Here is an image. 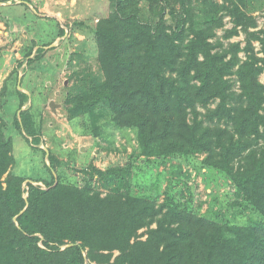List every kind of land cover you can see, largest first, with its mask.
Segmentation results:
<instances>
[{
    "label": "trees",
    "instance_id": "16d2710c",
    "mask_svg": "<svg viewBox=\"0 0 264 264\" xmlns=\"http://www.w3.org/2000/svg\"><path fill=\"white\" fill-rule=\"evenodd\" d=\"M107 1L111 12L94 30L100 74L77 79L70 112L108 109L115 126L136 130L139 151L146 156L191 163L194 154L206 153L201 165L226 176L261 219L249 225L208 219L169 188L160 203L123 193L130 185L131 165L87 171L89 179L97 176L112 187L102 197L89 182L82 187L54 183L58 161L50 154L49 164L44 162L50 178H30L24 186L27 178L13 171L12 140L0 114V264H264V84L259 80L264 30H249L256 23L242 9L243 0H201L212 11L203 27L195 25L193 0H176L178 8L169 10L173 26L163 15L167 0H147L166 3L155 23L141 19L142 0ZM219 10L246 35L244 47L232 45L229 58L227 51H214L209 40L222 24ZM253 39L260 42L261 56ZM240 49L246 54L242 61ZM43 51L38 48L35 58ZM231 74L240 89L235 104ZM15 92L19 102L12 122L45 154L31 106L20 110L27 94ZM215 99L206 120L224 121L232 132L199 118L197 105ZM39 181L44 186L34 184ZM144 227L146 237L139 239L137 232ZM114 250L119 253L113 257Z\"/></svg>",
    "mask_w": 264,
    "mask_h": 264
},
{
    "label": "rangeland",
    "instance_id": "374dc122",
    "mask_svg": "<svg viewBox=\"0 0 264 264\" xmlns=\"http://www.w3.org/2000/svg\"><path fill=\"white\" fill-rule=\"evenodd\" d=\"M214 2L220 4L222 0ZM167 3L169 6L163 15L166 23L173 26L175 19L169 10L172 6L178 8V4L176 0H167ZM165 4L164 1L159 6L140 1L141 19L155 23L160 6ZM191 7L196 27H203L212 16L211 9L201 0H193ZM241 7L255 20V26L249 30H264V0H243ZM110 12L107 0H0V114L5 123L4 132L12 140L13 171L27 178L24 186L30 178L49 179L44 162L49 164L51 154L58 161L53 170L54 183L61 180L82 187L89 182L103 197L113 192L112 187L100 182L97 176L89 179L87 171L92 167L106 170L131 165L130 185L123 193L142 194L160 203L169 188L177 198L186 200L194 213L208 219L237 225H249L261 219L259 212L236 192L226 176L201 165L206 153L194 154L191 163L182 158L146 156L139 151L136 130L115 126L108 109L75 115L70 112L73 103L69 98L77 79L100 74L94 30L97 22ZM217 14L222 16V24L214 28V36L209 40L215 44L214 51H227L226 58H229L232 45L244 47L246 35L224 10ZM234 27L237 32L228 35ZM252 44L261 56L259 40L253 39ZM40 47L44 51L35 58ZM241 49L237 51L240 61L246 57ZM29 50L31 53L26 56ZM227 78L235 94L231 104H235L240 93L239 82L234 74ZM259 80L264 84V72ZM16 88L27 94L20 110L31 106L41 136L38 146L45 154L33 148L12 122L19 102ZM217 103L215 99L206 106L197 105L199 118L204 120V125L232 132L231 125L224 121L206 120L207 108H214ZM188 117H192L191 113ZM238 163L239 159L235 167ZM34 184L44 186L42 181ZM145 229L138 230L139 239H145L146 235L141 234ZM118 253L114 250L113 257Z\"/></svg>",
    "mask_w": 264,
    "mask_h": 264
},
{
    "label": "crops",
    "instance_id": "0c3cea01",
    "mask_svg": "<svg viewBox=\"0 0 264 264\" xmlns=\"http://www.w3.org/2000/svg\"><path fill=\"white\" fill-rule=\"evenodd\" d=\"M0 31H1V29H0Z\"/></svg>",
    "mask_w": 264,
    "mask_h": 264
},
{
    "label": "water",
    "instance_id": "95a60500",
    "mask_svg": "<svg viewBox=\"0 0 264 264\" xmlns=\"http://www.w3.org/2000/svg\"><path fill=\"white\" fill-rule=\"evenodd\" d=\"M20 88V87H19ZM48 153V152H47Z\"/></svg>",
    "mask_w": 264,
    "mask_h": 264
}]
</instances>
